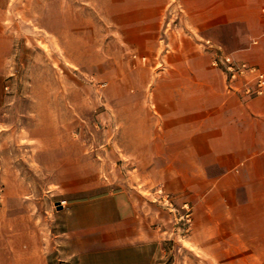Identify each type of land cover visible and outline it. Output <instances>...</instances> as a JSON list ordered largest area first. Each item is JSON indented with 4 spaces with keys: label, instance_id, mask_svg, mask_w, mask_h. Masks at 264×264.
<instances>
[{
    "label": "rangeland",
    "instance_id": "rangeland-1",
    "mask_svg": "<svg viewBox=\"0 0 264 264\" xmlns=\"http://www.w3.org/2000/svg\"><path fill=\"white\" fill-rule=\"evenodd\" d=\"M8 1L15 49L0 129V264H40V255L46 264H264L221 258L215 241L206 252L195 197L142 179L132 156V115L147 108L162 62L177 59V41L193 30L177 0ZM202 41L214 58L226 52ZM239 80L254 89L249 76ZM124 187L137 189L133 221L113 212L107 228L80 221L77 201Z\"/></svg>",
    "mask_w": 264,
    "mask_h": 264
},
{
    "label": "crops",
    "instance_id": "crops-1",
    "mask_svg": "<svg viewBox=\"0 0 264 264\" xmlns=\"http://www.w3.org/2000/svg\"><path fill=\"white\" fill-rule=\"evenodd\" d=\"M8 4L0 6V129L11 103L4 87L15 49L14 30L4 24L11 18ZM178 5L194 22L193 30L177 41V59L171 55L162 62L163 76L143 97L147 108L132 115V156L142 179L151 175L169 192L195 197L207 221L201 241L206 252L215 241L224 248L221 258L264 260V91L248 93L244 81H229L202 41L219 43L236 58L264 68V0H177ZM233 23L237 31L225 32ZM17 177L22 181L21 174ZM15 191L25 195L22 187ZM136 195L137 189L124 187L77 201L83 208L80 221L107 228L112 212L118 223L133 221ZM211 220H217L212 233ZM35 260L46 264L44 255Z\"/></svg>",
    "mask_w": 264,
    "mask_h": 264
},
{
    "label": "built area",
    "instance_id": "built-area-1",
    "mask_svg": "<svg viewBox=\"0 0 264 264\" xmlns=\"http://www.w3.org/2000/svg\"><path fill=\"white\" fill-rule=\"evenodd\" d=\"M208 42L210 43V40ZM219 50L221 53L217 52L213 61L216 65L222 64L225 66L229 80L235 81L241 77L249 76L254 85V89L251 88L252 86H249L247 91L256 94L263 93L264 68L245 60H238L233 54L223 52L220 48Z\"/></svg>",
    "mask_w": 264,
    "mask_h": 264
},
{
    "label": "water",
    "instance_id": "water-1",
    "mask_svg": "<svg viewBox=\"0 0 264 264\" xmlns=\"http://www.w3.org/2000/svg\"><path fill=\"white\" fill-rule=\"evenodd\" d=\"M57 208H58L59 210H61V209L64 208V206H63V204L61 203V201H58V202H57Z\"/></svg>",
    "mask_w": 264,
    "mask_h": 264
}]
</instances>
